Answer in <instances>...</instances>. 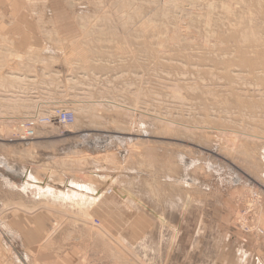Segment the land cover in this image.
<instances>
[{"label": "rangeland", "instance_id": "obj_1", "mask_svg": "<svg viewBox=\"0 0 264 264\" xmlns=\"http://www.w3.org/2000/svg\"><path fill=\"white\" fill-rule=\"evenodd\" d=\"M15 4L57 56L49 106L6 103L20 76L0 66V200L6 179L30 222L24 240L0 232V262L222 264L233 250L232 264H264V0ZM54 107L75 123L24 138L20 125ZM68 181L102 199L46 196Z\"/></svg>", "mask_w": 264, "mask_h": 264}, {"label": "crops", "instance_id": "obj_2", "mask_svg": "<svg viewBox=\"0 0 264 264\" xmlns=\"http://www.w3.org/2000/svg\"><path fill=\"white\" fill-rule=\"evenodd\" d=\"M15 2L16 0H0V59L5 62H0V66L2 68L4 67L3 69H5V72L8 71V74L13 73L14 69H18L19 72L16 75L20 76L14 77L20 80L13 83V89L10 90L14 92L12 94L13 98H7L6 101L9 102L6 103H23V107L28 109L43 105L49 106V102L52 100L51 95L54 91L55 75L45 71V68L46 62L51 59L49 57L54 58L57 55L44 51L47 45L46 37H44L46 31L45 24L37 21L31 23L26 15L29 13L27 7L17 5ZM48 15L50 17L51 13L49 12ZM30 25L32 26V30H30ZM81 78L83 77L76 75L71 79V82L78 84ZM6 166L5 170H7ZM4 173L3 175L10 176L8 171ZM7 184L9 185V182L5 179L2 184L4 188L1 186V191L5 193H2L0 200V232H2L6 242L9 241V238L11 239L14 232H17V234L21 232V239L25 238V233L29 231L30 223L29 215H26L27 213L24 214L22 212L17 216L13 214V208L11 206L13 204L11 197L12 191ZM1 244L3 246V243ZM21 250L20 254L22 259V254L27 252H25L24 248H21ZM236 253H239V251H228L227 255H225L226 260L222 264L236 263L238 261L237 259H239ZM71 254L67 256L69 264H71V261H69V259H72L70 258ZM1 255L0 260L2 259ZM248 256H251L249 264H257L256 261H253V256L255 255H250L249 253L244 254L243 261H245V264H247ZM20 262L21 264L23 263V261ZM0 264H2V261Z\"/></svg>", "mask_w": 264, "mask_h": 264}, {"label": "bare ground", "instance_id": "obj_3", "mask_svg": "<svg viewBox=\"0 0 264 264\" xmlns=\"http://www.w3.org/2000/svg\"><path fill=\"white\" fill-rule=\"evenodd\" d=\"M15 76V75H14ZM14 78V77H13ZM16 79V78H15ZM18 80H20L18 78ZM15 98V97H14ZM84 112V111H83ZM6 169L8 172H11L12 174L14 173L10 168L6 166ZM27 182L25 185L31 186L32 182L34 181L32 177L25 176ZM114 179V178H113ZM48 181V180H47ZM42 186L43 188L45 187V183ZM58 187H60L57 190V193L54 192V188L51 186H48V191L49 193L46 195L49 197L51 200L54 202H60L61 204H67V203H72L75 204V206H82V208L87 207L84 205H95L96 203L100 202L102 199V192L97 191L95 187H91L90 185L88 186L86 182L84 181H68L67 183L64 184H59ZM104 195V192H103ZM45 196V197H46ZM111 196V195H110ZM111 198V197H110ZM105 199V198H104ZM103 199V200H104ZM130 199V198H129ZM111 200V199H110ZM181 200V199H180ZM107 201V200H105ZM104 202V201H103ZM137 204L141 205V201H135ZM102 203V202H101ZM71 204V205H72ZM105 204V203H104ZM103 205V203H102ZM107 205V204H106ZM137 206V205H136ZM104 207V206H103ZM106 207V206H105ZM108 207V206H107ZM106 207V208H107ZM134 207V206H133ZM74 208V207H72ZM81 208V209H82ZM99 209V208H98ZM108 209V208H107ZM75 210V209H74ZM80 210V209H79ZM84 210V209H83ZM86 210V209H85ZM100 210V209H99ZM72 211V210H71ZM77 212V210H75ZM92 210H90L91 212ZM107 215L108 211L104 210ZM89 212V213H90ZM82 213V212H81ZM96 213V212H95ZM103 213V212H102ZM84 214V213H83ZM101 214V213H100ZM112 214V213H111ZM94 217V215H92ZM91 217V219H92ZM94 219V218H93ZM89 220V219H88ZM113 221V220H112ZM101 222V221H100ZM104 222V221H102ZM110 222V221H109ZM111 223V222H110ZM114 225V224H112ZM81 226V225H80ZM133 226V225H132ZM115 227V225H114ZM120 227V226H119ZM82 228V227H81ZM121 229V228H119ZM132 232V231H131ZM134 237V236H133ZM132 237V238H133Z\"/></svg>", "mask_w": 264, "mask_h": 264}, {"label": "built area", "instance_id": "obj_4", "mask_svg": "<svg viewBox=\"0 0 264 264\" xmlns=\"http://www.w3.org/2000/svg\"><path fill=\"white\" fill-rule=\"evenodd\" d=\"M75 123V115L73 112L60 107H54L47 117L28 120L20 125L23 137L31 139L36 136L37 125L51 126L58 125L62 127L72 126Z\"/></svg>", "mask_w": 264, "mask_h": 264}]
</instances>
